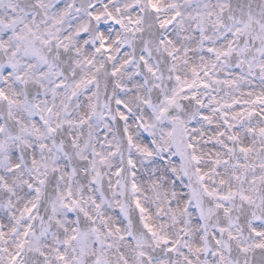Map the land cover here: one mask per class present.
<instances>
[{"label":"snow or ice","instance_id":"obj_1","mask_svg":"<svg viewBox=\"0 0 264 264\" xmlns=\"http://www.w3.org/2000/svg\"><path fill=\"white\" fill-rule=\"evenodd\" d=\"M0 264H264V0H0Z\"/></svg>","mask_w":264,"mask_h":264}]
</instances>
